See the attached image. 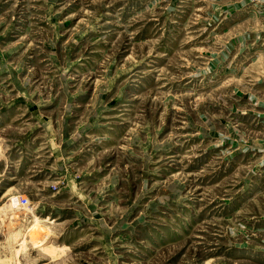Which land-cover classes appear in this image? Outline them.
Here are the masks:
<instances>
[{
	"label": "rangeland",
	"instance_id": "1",
	"mask_svg": "<svg viewBox=\"0 0 264 264\" xmlns=\"http://www.w3.org/2000/svg\"><path fill=\"white\" fill-rule=\"evenodd\" d=\"M0 264H264V0H0Z\"/></svg>",
	"mask_w": 264,
	"mask_h": 264
},
{
	"label": "bare ground",
	"instance_id": "2",
	"mask_svg": "<svg viewBox=\"0 0 264 264\" xmlns=\"http://www.w3.org/2000/svg\"><path fill=\"white\" fill-rule=\"evenodd\" d=\"M254 10L255 9H253L252 11L254 12ZM12 204L13 205L17 204V199L13 198L12 199ZM48 221L51 222V219H46L45 218V219L39 220V219L36 218L35 221L33 222V224L31 225L29 238H38V237H40L39 239H41V237H42V239H44L45 237L49 236L51 234V231H50V228H49L50 226H46V225L43 224L44 222H48ZM39 241H41V240H39Z\"/></svg>",
	"mask_w": 264,
	"mask_h": 264
},
{
	"label": "built area",
	"instance_id": "3",
	"mask_svg": "<svg viewBox=\"0 0 264 264\" xmlns=\"http://www.w3.org/2000/svg\"><path fill=\"white\" fill-rule=\"evenodd\" d=\"M21 199H22V203H23V204H26V203H27V201H26L25 198H21Z\"/></svg>",
	"mask_w": 264,
	"mask_h": 264
}]
</instances>
